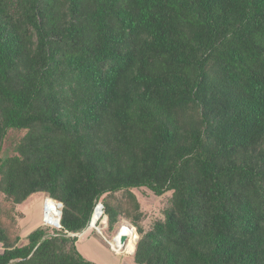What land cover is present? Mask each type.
I'll use <instances>...</instances> for the list:
<instances>
[{
  "label": "trees",
  "instance_id": "trees-1",
  "mask_svg": "<svg viewBox=\"0 0 264 264\" xmlns=\"http://www.w3.org/2000/svg\"><path fill=\"white\" fill-rule=\"evenodd\" d=\"M141 188L171 192L149 228ZM35 192L61 226L0 219V264H97L99 202L136 264H264V0H0V194Z\"/></svg>",
  "mask_w": 264,
  "mask_h": 264
},
{
  "label": "rangeland",
  "instance_id": "rangeland-1",
  "mask_svg": "<svg viewBox=\"0 0 264 264\" xmlns=\"http://www.w3.org/2000/svg\"><path fill=\"white\" fill-rule=\"evenodd\" d=\"M24 134V129L19 130L10 128L7 131L3 141V148L1 152L2 158L13 154L15 145L19 142ZM135 193L138 196L142 211L144 213L142 224L145 228H149L157 218H163V209L168 203L171 192H167L161 196H156L148 189L141 188L136 189ZM116 195L119 200L125 201L124 195L121 191L117 192ZM48 200H50V198L46 197L42 192H35L22 203L18 205H12L11 202L6 201L0 194V204H3L5 208V210L1 211L5 214L2 215L1 213L0 219L6 224L13 237L16 235L21 236V240L19 241L20 244L26 242L24 237L29 231L44 223L48 213L46 207ZM53 201L56 202L54 205V211L57 212L52 213V217L57 218L58 214L59 217L61 215L59 207L60 204L57 205L58 201ZM58 222L53 221L52 223L56 224ZM134 234L135 235L133 236L132 241H130L127 246L128 252H131L133 245L135 244L137 234ZM109 235L112 234H108L107 231L101 233L96 227L90 225L80 235H78L76 242L77 248L86 258L94 261L97 264H136L134 262L133 252L116 253L112 250L107 240L111 237Z\"/></svg>",
  "mask_w": 264,
  "mask_h": 264
},
{
  "label": "built area",
  "instance_id": "built-area-1",
  "mask_svg": "<svg viewBox=\"0 0 264 264\" xmlns=\"http://www.w3.org/2000/svg\"><path fill=\"white\" fill-rule=\"evenodd\" d=\"M59 202V201H58ZM60 204V210L62 208V204L61 202H59ZM101 205V214L94 220V213L96 208ZM103 203L99 202L97 203V205L95 206V209L93 211V215H92V219L90 222V225L96 227L101 233H103L104 231H107L108 228V216L107 214L104 212V208H103ZM45 218V215H44ZM44 224L51 226V227H56V228H60L61 224H60V220L58 223L54 224L52 222H48L45 218ZM89 225V226H90ZM127 229L128 231H130L129 233H121L122 229ZM108 232V231H107ZM134 233H138L137 232V228L130 223L126 218L121 217L118 221V223L116 224V227L114 230H112L111 232H108V234H112L109 235L111 236L110 238H108V242L112 248L113 251H115L116 253H121V252H128V243L130 241H132L133 236L135 235ZM122 236H125V240H122ZM138 235L137 238L135 240V244L137 243L138 240Z\"/></svg>",
  "mask_w": 264,
  "mask_h": 264
},
{
  "label": "bare ground",
  "instance_id": "bare-ground-1",
  "mask_svg": "<svg viewBox=\"0 0 264 264\" xmlns=\"http://www.w3.org/2000/svg\"><path fill=\"white\" fill-rule=\"evenodd\" d=\"M56 204V202H54L53 200H48L47 201V205H46V207H47V210H48V213H47V217H46V220L48 221V222H58L59 221V219H60V217H59V214H58V217L57 218H54V217H52V213H54V212H57V211H54V208H55V205ZM57 205H59V202H57ZM99 207V208H98ZM96 209V212H95V218H97L98 217V215H99V212L101 211V205H99ZM100 214H101V212H100ZM94 218V219H95ZM130 231H128L127 229H122V231H121V233H129ZM129 244V243H128ZM134 251V245H133V248H132V250H131V252H133ZM130 252V251H129ZM130 252V253H131Z\"/></svg>",
  "mask_w": 264,
  "mask_h": 264
},
{
  "label": "water",
  "instance_id": "water-1",
  "mask_svg": "<svg viewBox=\"0 0 264 264\" xmlns=\"http://www.w3.org/2000/svg\"><path fill=\"white\" fill-rule=\"evenodd\" d=\"M62 204V203H61ZM62 211L60 210V213H61ZM61 217V216H60ZM60 220V219H59ZM122 240H125V236H122Z\"/></svg>",
  "mask_w": 264,
  "mask_h": 264
}]
</instances>
